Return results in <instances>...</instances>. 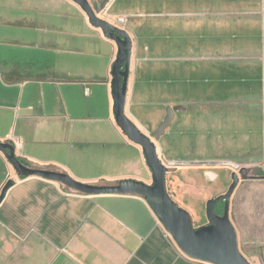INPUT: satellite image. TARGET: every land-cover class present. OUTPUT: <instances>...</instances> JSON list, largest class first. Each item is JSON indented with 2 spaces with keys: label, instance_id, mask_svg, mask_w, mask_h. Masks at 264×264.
<instances>
[{
  "label": "crops",
  "instance_id": "obj_1",
  "mask_svg": "<svg viewBox=\"0 0 264 264\" xmlns=\"http://www.w3.org/2000/svg\"><path fill=\"white\" fill-rule=\"evenodd\" d=\"M64 1L89 33H0V141L15 144L28 165L82 182L150 183L142 147L114 118L118 46L76 2ZM0 19L5 26L9 16ZM9 179L15 185L0 204V264H211L180 249L143 195L85 194L20 176L0 150V194Z\"/></svg>",
  "mask_w": 264,
  "mask_h": 264
},
{
  "label": "rangeland",
  "instance_id": "obj_2",
  "mask_svg": "<svg viewBox=\"0 0 264 264\" xmlns=\"http://www.w3.org/2000/svg\"><path fill=\"white\" fill-rule=\"evenodd\" d=\"M3 14L0 33H89L64 0H0ZM100 16L133 38L127 113L157 143L169 193L200 227L236 171L231 220L243 254L264 264V0H111Z\"/></svg>",
  "mask_w": 264,
  "mask_h": 264
},
{
  "label": "water",
  "instance_id": "obj_3",
  "mask_svg": "<svg viewBox=\"0 0 264 264\" xmlns=\"http://www.w3.org/2000/svg\"><path fill=\"white\" fill-rule=\"evenodd\" d=\"M73 1L83 9L91 25L101 29L105 37L114 40L118 46L117 57L111 71L114 118L124 134L142 147L147 164L153 174V181L148 183L136 179H123L118 183L109 184L82 182L63 171L23 163L16 154L15 144L11 141H0V150L5 153L20 176L46 177L85 194L120 193L145 196L165 229L171 234L180 249L191 258L211 264H253L240 249L238 232L230 216L231 197L240 182L239 174L236 171L232 173L233 182L226 193L207 201L208 223L195 227L191 213L181 206L168 191L169 166L159 155L157 143L127 113L133 50L132 36L124 28L100 16L111 0L97 2L95 7L90 0ZM181 108L183 106L168 107L165 119L153 132L156 139L161 138L170 126L176 111ZM240 173L246 178L248 168L243 167ZM14 185V179L7 181L0 194V204L8 190ZM221 201H224L223 214L217 213V205Z\"/></svg>",
  "mask_w": 264,
  "mask_h": 264
},
{
  "label": "trees",
  "instance_id": "obj_4",
  "mask_svg": "<svg viewBox=\"0 0 264 264\" xmlns=\"http://www.w3.org/2000/svg\"><path fill=\"white\" fill-rule=\"evenodd\" d=\"M20 160H21L23 163L27 164V162H26L24 159L20 158ZM27 165H28V164H27ZM260 174H264V169H261ZM223 212H224V201H221V202L217 205V213H219V214H223Z\"/></svg>",
  "mask_w": 264,
  "mask_h": 264
},
{
  "label": "built area",
  "instance_id": "obj_5",
  "mask_svg": "<svg viewBox=\"0 0 264 264\" xmlns=\"http://www.w3.org/2000/svg\"><path fill=\"white\" fill-rule=\"evenodd\" d=\"M122 21L124 20V19H121ZM167 233L171 236V234L167 231ZM172 237V236H171ZM173 238V237H172Z\"/></svg>",
  "mask_w": 264,
  "mask_h": 264
}]
</instances>
